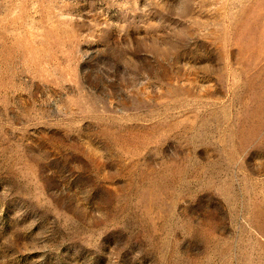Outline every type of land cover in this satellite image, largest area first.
Segmentation results:
<instances>
[{
  "label": "rangeland",
  "instance_id": "obj_1",
  "mask_svg": "<svg viewBox=\"0 0 264 264\" xmlns=\"http://www.w3.org/2000/svg\"><path fill=\"white\" fill-rule=\"evenodd\" d=\"M0 264H264V0H0Z\"/></svg>",
  "mask_w": 264,
  "mask_h": 264
}]
</instances>
